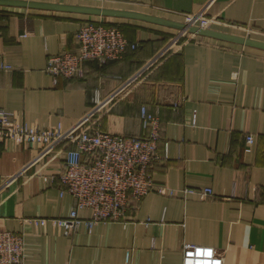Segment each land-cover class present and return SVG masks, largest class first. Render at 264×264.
<instances>
[{
  "label": "crops",
  "instance_id": "1",
  "mask_svg": "<svg viewBox=\"0 0 264 264\" xmlns=\"http://www.w3.org/2000/svg\"><path fill=\"white\" fill-rule=\"evenodd\" d=\"M42 1L184 23L203 12L213 30L264 41V0ZM89 21L120 27L136 49L86 62L73 78L48 74L49 57L79 51L77 33ZM190 34L137 19L0 6V109L32 128L68 129L91 113L87 124L102 131L143 135L145 107L162 130L152 174L165 193L147 194L128 222L81 226L71 236L54 220L75 204L61 180L72 145L0 141V230L23 236L24 264H183L186 243L215 248L223 264H264V50ZM176 37L184 39L171 45ZM206 187L212 196L184 192Z\"/></svg>",
  "mask_w": 264,
  "mask_h": 264
},
{
  "label": "built area",
  "instance_id": "2",
  "mask_svg": "<svg viewBox=\"0 0 264 264\" xmlns=\"http://www.w3.org/2000/svg\"><path fill=\"white\" fill-rule=\"evenodd\" d=\"M203 15L201 12L190 17L188 24L211 29L212 22ZM77 39V53L65 51L49 57L46 66L48 74L54 78H73L80 75L86 62L102 65L122 58L128 48L136 49L120 27L102 22H87L77 33ZM178 41L179 38H174L171 45ZM90 116L91 113L68 129L62 126L32 128L17 122L12 112L0 109V141L40 144L45 147L44 150L62 143L72 145L67 150L61 180L65 186L62 194H70L75 204L67 217L54 220L66 236H71L81 226L91 229L99 223L128 222L138 203L157 187L152 171L162 158L158 151L162 138L159 117L143 107L141 120L145 133L121 135L102 131L97 122L87 124ZM253 141L254 137L249 135L247 142L252 144ZM83 155L94 158V161L83 162ZM156 189L161 193L166 191V188ZM184 192L201 198L213 195L211 187L185 189ZM169 193L173 194L174 190H169ZM82 210H89L90 217H81ZM35 222L44 225L48 220ZM0 264H24L22 235L0 230ZM183 264H223V259L213 247L186 243Z\"/></svg>",
  "mask_w": 264,
  "mask_h": 264
},
{
  "label": "water",
  "instance_id": "3",
  "mask_svg": "<svg viewBox=\"0 0 264 264\" xmlns=\"http://www.w3.org/2000/svg\"><path fill=\"white\" fill-rule=\"evenodd\" d=\"M0 6L25 7V8H33V9L75 12V13H83L89 15L105 16V17L137 19V20L147 21L159 25L176 28L181 30L182 32L188 31L190 33H195V34L198 33L200 35L207 36L210 38H215L219 40H224V41L264 50V41L262 40L254 39L247 36H241L232 33L217 31L210 28H202L188 23L177 22L174 20H169L166 18L148 15L139 12L118 10L108 7L61 4V3H54V2H48L42 0H0Z\"/></svg>",
  "mask_w": 264,
  "mask_h": 264
},
{
  "label": "rangeland",
  "instance_id": "4",
  "mask_svg": "<svg viewBox=\"0 0 264 264\" xmlns=\"http://www.w3.org/2000/svg\"><path fill=\"white\" fill-rule=\"evenodd\" d=\"M205 17L208 19V17H207L206 15H203V18H205ZM206 18H205V19H206ZM198 24H200V23H198ZM195 26H198V25L196 24ZM198 27H202V26L200 25V26H198ZM202 28H207V27H202ZM184 33L186 34V36H185L184 38H187L188 36H190V37L193 36L192 34H190V33H188V32H184ZM189 34H190V35H189ZM182 36H183V35H182ZM184 38H183V39H184ZM183 39H182V37H180L178 43L182 42ZM178 43H175V44H178ZM250 136H253V135H250ZM207 197H208V196H207ZM205 198H206V197H205Z\"/></svg>",
  "mask_w": 264,
  "mask_h": 264
},
{
  "label": "trees",
  "instance_id": "5",
  "mask_svg": "<svg viewBox=\"0 0 264 264\" xmlns=\"http://www.w3.org/2000/svg\"><path fill=\"white\" fill-rule=\"evenodd\" d=\"M85 161H89L90 163H92L94 161V158L87 156V159L86 160L84 159L83 162Z\"/></svg>",
  "mask_w": 264,
  "mask_h": 264
}]
</instances>
